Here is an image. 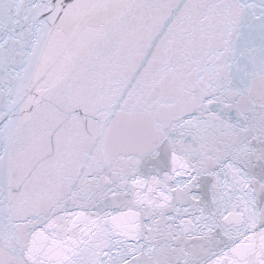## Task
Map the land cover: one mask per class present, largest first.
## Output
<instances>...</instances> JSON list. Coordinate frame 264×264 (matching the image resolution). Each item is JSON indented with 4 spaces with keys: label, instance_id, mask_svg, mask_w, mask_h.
<instances>
[{
    "label": "snow or ice",
    "instance_id": "1",
    "mask_svg": "<svg viewBox=\"0 0 264 264\" xmlns=\"http://www.w3.org/2000/svg\"><path fill=\"white\" fill-rule=\"evenodd\" d=\"M0 264H264V0H0Z\"/></svg>",
    "mask_w": 264,
    "mask_h": 264
}]
</instances>
